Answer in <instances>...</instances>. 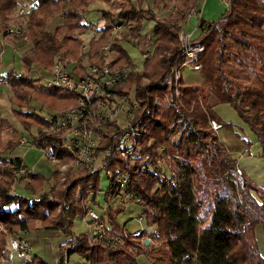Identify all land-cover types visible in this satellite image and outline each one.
Segmentation results:
<instances>
[{
	"label": "trees",
	"instance_id": "trees-1",
	"mask_svg": "<svg viewBox=\"0 0 264 264\" xmlns=\"http://www.w3.org/2000/svg\"><path fill=\"white\" fill-rule=\"evenodd\" d=\"M93 1L96 0H0V51L7 41L29 46L21 54V68H10L6 76L14 90L11 102L18 106L13 114L26 131L37 128L33 145L55 154L61 165L68 166L62 180L56 168L59 166L54 165L56 185L43 193L45 176L28 169L22 158L10 156L19 145V134L0 117V264H18L17 256L15 259L11 255L9 236L27 237L38 230L61 231L69 236L59 246L60 264H68L72 254L80 255L87 264H137L129 249L148 253L152 264H264L257 238L258 228L264 229V187L246 173L237 172V160L210 125L211 119L222 126L231 125L215 111L218 104L229 103L256 136L264 157V0H228V8L218 20L198 19L201 34L194 43L204 47L198 58L203 81L186 84L182 78V105L178 107L161 96L174 87L170 73L176 61L182 60L181 24L198 0H154L148 9L131 0H99L116 13L103 12L106 22L100 29L101 36L90 41L88 61H108L111 67L131 66L128 80L111 92L134 94L141 105L135 120L143 128L138 155L153 156L165 146L167 153L184 158L178 164L176 183L160 178L159 169L166 165L140 172V157L136 158L130 168L131 184L125 189L115 185L116 171L125 166L116 152L123 136L117 121L98 130V154L110 162L104 168L87 171L75 167L76 154L63 147L62 133L47 129L48 116L29 108L38 93L44 97V104L59 103L58 111L77 101L75 91L44 87L40 82L50 77L60 54L68 65L77 62L69 66L72 75L84 76L87 65L82 35L90 28L85 14ZM20 8L25 9L22 15L18 14ZM159 8L174 12L160 17L156 11ZM54 19L57 24L49 29ZM144 20L155 21L156 37L150 56L138 70L122 43L140 39ZM115 23L122 24L123 29L111 36ZM15 27L20 29L18 35L14 34ZM111 38L114 53L107 58L100 49ZM1 65L0 60V71ZM1 76L5 77L0 72ZM4 132L9 134L7 139ZM178 136L179 140L174 141ZM21 168L28 170V176L20 173ZM102 171H106L110 182L106 190L100 187ZM101 193L107 207L96 203ZM127 193L139 196L140 201L128 202ZM129 203L144 207L142 217L154 232L143 231L141 237L124 234L127 229L119 224L117 215ZM89 208L101 215L109 233L122 237L119 246L89 244L88 227L78 235L73 233L76 217L83 219ZM146 236L155 244L150 250ZM31 264L50 263L34 254Z\"/></svg>",
	"mask_w": 264,
	"mask_h": 264
},
{
	"label": "built area",
	"instance_id": "built-area-1",
	"mask_svg": "<svg viewBox=\"0 0 264 264\" xmlns=\"http://www.w3.org/2000/svg\"><path fill=\"white\" fill-rule=\"evenodd\" d=\"M25 12L24 8H20L19 15ZM196 13V9L192 8L189 16ZM198 14V12H197ZM91 30L94 26H91ZM123 29V25L115 23L112 26L111 36H115ZM94 34L98 32L96 30ZM20 33L18 27L14 28V34ZM179 38L182 43L181 61L177 60L170 73L171 86L170 92L161 96L165 102L175 107L182 105L181 92L179 84L182 80V68L188 66L193 70L200 71L201 63L198 61L199 55L204 51V47L194 43L191 34H185L181 31ZM87 45H83L82 53H86ZM114 53L113 38L100 49V54L109 57ZM151 51L144 53L143 58L149 57ZM0 58H3V50L0 51ZM132 71L131 66L111 67L108 61L102 64H90L81 78H76L71 74L69 65L63 54L56 57L50 77L46 78L48 86H56L78 93V99L75 104L70 107L50 114L49 127L51 132L62 133L63 147L76 154L75 167L84 168L87 171H94L104 168L110 162V159H103L98 154L97 148L99 144L98 130L104 127L108 122L117 121V116L124 112L126 114L128 125L123 128V136L120 144L116 147V152L124 159L125 166L119 168L115 173V185L125 189L131 184V169L136 158L140 157L139 170L146 172L154 170L157 166L166 165L160 168L159 176L164 181L177 182L179 174L178 164L184 161L179 155L169 154L166 147L160 148V153L153 156L150 154L138 155V143L143 135V128L135 123L136 115L141 109L140 103L136 100L134 94L116 95L112 93L114 87L126 82ZM0 84L9 85L7 77H0ZM157 101V100H156ZM119 123V122H118ZM210 125L212 129L218 133L223 127L218 121L211 119ZM179 136L174 138L178 141ZM47 158L54 164L61 166L60 173L65 177L67 165L60 164L58 156L51 152H47ZM174 162V165L172 164ZM167 163L169 164L167 166ZM139 172V171H138ZM237 172L241 174L242 169L237 166ZM20 173L28 176V170L21 168ZM128 202L140 201V197L127 193L125 196ZM143 220V217L140 218ZM83 221L88 227L89 244L102 243L109 247L116 248L122 243L120 235H112L106 229L101 215L94 208H89L83 217ZM152 233L154 229L149 230H127L124 234L132 237H141L142 232ZM145 239L151 240L149 236ZM9 246L15 252L18 258V264H31L34 260V251L31 241L21 234L9 236ZM60 264V261L57 262Z\"/></svg>",
	"mask_w": 264,
	"mask_h": 264
},
{
	"label": "rangeland",
	"instance_id": "rangeland-1",
	"mask_svg": "<svg viewBox=\"0 0 264 264\" xmlns=\"http://www.w3.org/2000/svg\"><path fill=\"white\" fill-rule=\"evenodd\" d=\"M199 1L200 0H198L197 3H195V5L192 8L196 9L197 6L199 5ZM207 1H208L207 7H206V10L204 11L205 16L206 15L208 16L209 13L211 15H214V18H210L213 20H208V21L218 20L226 12V10L228 8V5H227L228 0H207ZM204 2H205V0H202V5L204 4ZM190 10L188 11V13L186 15V21L189 18ZM112 11H113V13H116L115 9L114 10L112 9ZM170 12H174V9L173 10L172 9L171 10H164L161 8L158 10V15L160 17H163V16L168 15V13H170ZM16 13H17V11H16ZM54 21H55V19L53 20V22ZM185 22H183L181 24V27H183ZM190 27H191L190 24H186L183 27L185 34H187ZM88 33L87 32L84 33L86 36L84 34H83L84 36L82 35L84 38L83 39L84 40L83 45H85V44L87 45V48L85 49L86 53H83L84 63L87 65V68L90 64H92V63H89L88 57H87V54L90 50V41L94 37L99 38L101 36V33H97V34L93 33V37L91 39H88V35H87ZM180 33H179V35H180ZM28 47L29 46L27 44L24 46L23 45L19 46L17 44L16 45L10 44V42H8V41L4 43L3 58L2 59L0 58L1 64H2L0 72L2 75H5V77H6L10 68H16V67L21 68V66H22V64H21L22 61L20 60L21 54ZM124 47H125V49L130 50L132 48V43L131 44L125 43ZM150 47H151L150 51L152 52L153 43L150 45ZM141 59L142 58H139L135 63V64H137L136 66L138 67V70H140L143 67V60H141ZM71 67L72 66H70V68ZM35 71L36 70L34 69L30 73L33 74V73H35ZM37 74H38V72H37ZM43 74L46 77L49 75L46 72H43ZM35 76H39V75H35ZM182 77H183L186 84H201L202 83L201 71L193 70L192 68H189L188 66H184L182 68ZM40 83L44 87L48 86L46 79L45 80L43 79L42 82H40ZM0 92H1V94L6 93L7 95H11L13 92V89L10 86V84L9 85L1 84L0 85ZM44 100H45L44 97L40 93L36 94V96H34L30 101V106H29L30 110H35V111L42 113L43 115H46V116H49L50 114L58 112L59 103H57L56 101H48L47 104H44L43 103ZM75 103L76 102H74L73 104H75ZM73 104H71V105H73ZM70 106H68V107H70ZM215 111H216L217 115L221 118L222 121H224L226 123H231L230 126L229 125L223 126L218 131V137H219L220 141L223 142L224 145L229 150L236 151V149H241L244 151H248L249 153L252 154V156H258L260 145L256 139V136L251 131L248 124L245 123L240 118V116H239L238 112L235 110V108H233L229 103H220L215 107ZM117 119H118L119 125L121 127H126L128 125V120H127L126 114L124 112L120 113L117 116ZM36 133H37V131H36ZM3 137L5 139H7L8 133L4 132ZM25 143L19 140L18 146H20L21 144H25ZM29 148L31 149V152H32V155L30 156V158L28 160L29 161L28 163L30 166H33L34 163L36 161H38V159H40V158H42L47 164L50 163V164L55 165L54 163L50 162V160L47 158V154L43 148L36 147V146H34V147L31 146ZM60 167L61 166L56 167V168L60 170ZM67 168H68V166H67ZM81 169H84V168H81ZM24 176H27V175H24ZM53 176H54V173H53ZM60 176H61L62 180H64V177L61 175V173H60ZM252 180L254 181V179H252ZM254 182L256 183V181H254ZM109 183L110 182H109V178L106 174V171H102L101 172V182H100L101 189L106 190L109 186ZM54 185H56V183ZM52 187H53V185H51V188ZM114 202L115 201L112 202L113 205H117V204H114ZM96 203H100V205H102L104 207H107V205H108V202L105 200V195L102 193L98 196ZM93 207H95L100 213H102V214L104 213L103 210L98 209L96 204H93ZM74 222H75L74 227L72 228V231L74 234L78 235L79 233L86 231L87 225L85 224V222L83 221L81 216L76 217ZM47 233L49 234L50 238H46L44 240L32 239V241L30 239V241L33 242L34 254L36 251L39 254H41L42 256H44L43 259L48 261L50 264H54L56 257L59 256V254H58L59 253V246L63 240L67 239L68 235L62 233L61 231H58L57 233H55L54 231H49ZM257 238H258L259 246L261 249V253L264 255V229H262L260 227L258 228ZM154 245L152 244L151 247H149V250ZM131 252L134 253V255L136 256L137 264H152V260H151L150 256L148 255V253H146V252L138 253V252H136V250L131 251ZM11 255H12V257H14L16 259V254L14 251H11ZM69 264H86V260L78 254H72Z\"/></svg>",
	"mask_w": 264,
	"mask_h": 264
},
{
	"label": "crops",
	"instance_id": "crops-1",
	"mask_svg": "<svg viewBox=\"0 0 264 264\" xmlns=\"http://www.w3.org/2000/svg\"><path fill=\"white\" fill-rule=\"evenodd\" d=\"M131 1L136 6H140L143 9L151 8L153 6V3H154V0H131ZM207 2L208 1L205 0L204 4L202 5V0H200L199 5L196 8V13L189 16V18L187 19V21L183 25V27L186 24L191 25L187 34H191V36L194 40L197 39L199 37V35L201 34V30L198 27V19L202 17V18H205V20H213L210 18H214V15H211L210 13L208 16L206 15L207 17L205 16L204 11L206 10ZM159 9H161V8H159ZM159 9H156L157 13H158ZM109 10L112 11V9L103 1L96 0V1H93L90 3L88 11L85 14L86 20L88 21V24L90 26L89 30L87 31V33L89 32L87 34L88 39H91L93 37V33H95V31H93V30H96L98 33H101L100 29L102 27H104L105 22H106V19L103 15V12L109 11ZM197 12H198V14H197ZM56 21L57 20H55L54 22L53 21L49 22L48 28L49 29L54 28L57 24ZM58 22L62 23V21L60 19L58 20ZM91 26H94L93 30H91V28H92ZM183 27H182V30H183ZM154 28H155V21L144 20L142 30H141V37H140V39H138L132 43V48L130 50H128V49H125V47H124L125 43L131 44L130 42H123L122 43L123 48L125 50H127V52L129 53V55L131 56V58L133 59V61L135 63L139 58H142L141 60H144V58H143L144 53L150 50V48H151L150 45L152 44V42H154L155 37H156L154 34ZM184 33H185V31H184ZM76 65H77V62H75V61H73L69 64V66H73V67ZM202 81H203V78H202ZM12 89H13V87H12ZM13 95H14V90H13L11 95H7L6 93L1 94V92H0V117L2 119H5L6 121H8V123L15 130H17V132L19 134V140L24 142V143L26 142V143L21 144L20 146H17L16 148H14L10 152V156L13 158L14 157L22 158L24 163L27 165L28 169H30L34 173L39 172V173L43 174L46 178V181H45L44 187H43V193L48 192L51 189V185L54 186V184L56 183V179L53 176V173L55 172L56 168L54 167L53 164H50V163L47 164L42 158L38 159V161H36L33 166L29 165L28 160H29L30 156L32 155L31 149L29 147L35 146V145H33V138L35 136H37L38 131H37V128L35 126H33L30 131H26L23 128V126L21 125L20 121L14 116L13 110L17 109L18 106L11 102V98L13 97ZM36 131H37V133H36ZM8 136H9V134H8ZM36 147H38V146H36ZM228 151L231 153L233 158H235L237 160L238 166L242 169V171L244 173H246L250 178L254 179V181H256V183L259 186L264 187V173H263L264 172V157L262 156L261 148L259 147V155L258 156H252V154L249 153L248 151H244L241 149H236V151L228 149ZM143 211H144V207L142 205H140L138 203H129L125 206L123 211L118 213L117 220L123 228H125L129 231H134V230H138V229H142V230L154 229L153 227H150L148 225V222L146 220H144V219L140 220V218L143 216ZM86 230H87V227H86ZM49 231H54L55 233L58 232L55 230H47V231L38 230V231L30 232L29 234H27V237H29L31 239V241H32V239L44 240L46 238H50L49 234L47 233ZM68 239H69V236L67 237V239L63 240L61 242V244H64ZM32 244H33V242H32ZM146 245H148L150 247L152 245L151 240ZM129 250L133 251L131 249H129ZM58 254H59V256L56 257L54 264H57L58 259L61 258L60 251ZM35 255H38L42 258L44 257L36 251H35ZM71 256L69 257L68 264L70 263ZM13 260H15V259H13ZM86 264H87V262H86Z\"/></svg>",
	"mask_w": 264,
	"mask_h": 264
},
{
	"label": "water",
	"instance_id": "water-1",
	"mask_svg": "<svg viewBox=\"0 0 264 264\" xmlns=\"http://www.w3.org/2000/svg\"><path fill=\"white\" fill-rule=\"evenodd\" d=\"M145 243H146V244H148V243H149V240H148V239H146V240H145Z\"/></svg>",
	"mask_w": 264,
	"mask_h": 264
}]
</instances>
